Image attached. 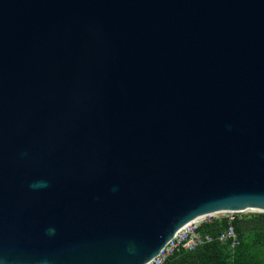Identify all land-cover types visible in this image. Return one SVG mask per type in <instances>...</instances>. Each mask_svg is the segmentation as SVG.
<instances>
[{"label":"water","instance_id":"1","mask_svg":"<svg viewBox=\"0 0 264 264\" xmlns=\"http://www.w3.org/2000/svg\"><path fill=\"white\" fill-rule=\"evenodd\" d=\"M245 212L264 0H0V264H147Z\"/></svg>","mask_w":264,"mask_h":264},{"label":"trees","instance_id":"2","mask_svg":"<svg viewBox=\"0 0 264 264\" xmlns=\"http://www.w3.org/2000/svg\"><path fill=\"white\" fill-rule=\"evenodd\" d=\"M233 224L240 239L235 247L229 241L214 240L196 250L177 252L164 264H264V212L236 214ZM228 225V217H212L200 230L218 235Z\"/></svg>","mask_w":264,"mask_h":264},{"label":"built area","instance_id":"3","mask_svg":"<svg viewBox=\"0 0 264 264\" xmlns=\"http://www.w3.org/2000/svg\"><path fill=\"white\" fill-rule=\"evenodd\" d=\"M235 213H223L221 215L208 216L203 219L189 222L166 243L160 252L147 264H164L172 255L181 251H192L214 240L229 241L232 247L240 243L239 235L233 224ZM225 216L229 219V225L218 235L203 233L200 227L204 221H210L212 217Z\"/></svg>","mask_w":264,"mask_h":264},{"label":"crops","instance_id":"4","mask_svg":"<svg viewBox=\"0 0 264 264\" xmlns=\"http://www.w3.org/2000/svg\"><path fill=\"white\" fill-rule=\"evenodd\" d=\"M181 264H187V262H185V263H181ZM195 264H206V263L197 262V263H195Z\"/></svg>","mask_w":264,"mask_h":264},{"label":"clouds","instance_id":"5","mask_svg":"<svg viewBox=\"0 0 264 264\" xmlns=\"http://www.w3.org/2000/svg\"><path fill=\"white\" fill-rule=\"evenodd\" d=\"M33 187H36V185H33ZM115 190V189H114ZM51 231V230H50Z\"/></svg>","mask_w":264,"mask_h":264},{"label":"rangeland","instance_id":"6","mask_svg":"<svg viewBox=\"0 0 264 264\" xmlns=\"http://www.w3.org/2000/svg\"><path fill=\"white\" fill-rule=\"evenodd\" d=\"M246 213H249V212H246Z\"/></svg>","mask_w":264,"mask_h":264}]
</instances>
